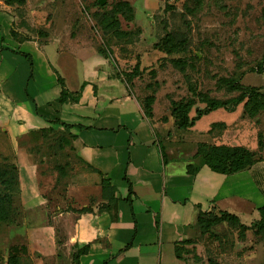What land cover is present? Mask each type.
Instances as JSON below:
<instances>
[{"label":"rangeland","instance_id":"1","mask_svg":"<svg viewBox=\"0 0 264 264\" xmlns=\"http://www.w3.org/2000/svg\"><path fill=\"white\" fill-rule=\"evenodd\" d=\"M119 1L105 0L102 4L100 0H27L24 5L11 6L17 12L14 24L20 37L40 40L53 66L57 63L61 70L66 66L74 72L72 61L82 64L84 58L92 60L100 53L111 61L114 75L124 81L126 73L139 64L140 72L128 90L142 102L145 111L150 109L151 118L162 120V124L175 125V103L194 96L191 83L195 92L223 99L238 94L228 86L229 79L264 89V72L252 71L264 60V0H129L135 9L133 18L115 12ZM105 20H118L128 35L106 31L102 27ZM174 29L187 31L188 47L182 45L173 53L158 49L156 43ZM178 59L189 63L188 77L174 64ZM197 102L198 106L205 105L198 99ZM191 114L196 115L195 108ZM164 116L167 120H163ZM260 132L264 141V110L249 116L244 102L214 109L196 120L194 127H177L173 131V137L181 139L179 156L195 153L200 141L245 144L256 151L258 161L250 167L252 171L247 169L230 177L228 184V189L238 191V197L245 201H231L227 204L229 212L240 211L243 218L237 215L246 223L250 218L248 204L254 205L248 196L257 198V204L264 202L254 179L264 184ZM44 137L46 146L39 149V154L42 151L41 155L51 159L32 162L31 168L44 171L17 187L33 202L36 225L11 245L9 254L19 246L22 264H74L70 251L76 249L72 245L75 239L68 235L73 219H68L66 211L71 205L82 208L91 199L95 204L99 194L95 192L94 179L76 156L68 133L54 128ZM161 138L163 143L162 134ZM231 198H227L228 202ZM16 201L17 198L13 215L18 216L21 203ZM219 204L221 207L223 203ZM197 237L196 252L204 258L211 256L220 264H264V239L255 231H247L244 237L222 221L212 233Z\"/></svg>","mask_w":264,"mask_h":264},{"label":"crops","instance_id":"2","mask_svg":"<svg viewBox=\"0 0 264 264\" xmlns=\"http://www.w3.org/2000/svg\"><path fill=\"white\" fill-rule=\"evenodd\" d=\"M0 2V161L17 165L18 184L13 192L16 203L22 204L18 216L0 222V264H7L11 245L36 225L34 204L17 187L44 171L30 166L51 159L41 155L42 151L39 154V149L46 146L45 132L54 128L64 129L71 137L75 154L94 179L99 194L95 204L86 199L88 211L73 205L66 211L68 219H73L68 233L75 239L72 260L75 250L90 243L81 264H199L192 252L182 251L179 257L177 244L199 238L201 211H231L227 204L244 201L238 191L228 189V184L230 177L251 168L229 175L213 170L196 154L198 149L189 157L179 156L181 139L173 137L178 126L149 118L123 79L114 75L105 55L84 58L82 64L72 61L75 73L66 66L61 70L57 63L53 66L40 40L20 37L14 24L16 10L5 0ZM24 53L32 56L33 66ZM59 76L73 95L80 92L78 100L59 101ZM61 122L73 127L68 129ZM161 134L165 158L160 149ZM189 164L197 168L194 173L189 172ZM103 177L116 188V199L110 205L102 195ZM126 177L133 184L132 204L127 199L131 192ZM254 179L264 201V184ZM228 197H232L229 202ZM248 197L254 205L248 204L250 218L247 223L242 221L251 224L248 222L260 216L258 208L264 202L257 204V198ZM219 203H223L221 207ZM234 212L243 218L240 211ZM30 239L28 235L27 243ZM57 245L62 246L60 241ZM181 245L199 249V242Z\"/></svg>","mask_w":264,"mask_h":264},{"label":"trees","instance_id":"3","mask_svg":"<svg viewBox=\"0 0 264 264\" xmlns=\"http://www.w3.org/2000/svg\"><path fill=\"white\" fill-rule=\"evenodd\" d=\"M7 4L10 5H24L27 0H5ZM115 12L121 13L123 15L133 16L135 13V9L133 4L129 0H120L117 2L115 7ZM110 16H113L111 13ZM133 18V17H132ZM102 27L106 31H113L118 36L128 35V32L123 30L120 26L119 21L114 20H105L104 25ZM182 45L185 48L189 45V36L186 30H170L166 33V35L156 43V47L158 49L166 52L173 53L176 52ZM28 59L31 61V65L33 66V59L29 53H24ZM174 64L181 70L184 76L188 77V65L189 63L186 60H174ZM252 71H256L259 73L264 72V60L263 62L257 66L253 67ZM140 66L137 64L133 70L128 71L126 73V80L124 82L127 84L130 89L132 84L130 82L134 81V78L139 74ZM59 80L62 84V93L59 97V101L64 103L67 102L68 99L72 98L74 100H78V96H74L73 93L67 88L65 79L62 76H59ZM228 86L231 90L238 91V94L229 97V98H219L207 95L203 92H195L194 83L189 85L190 90L193 91L194 96L189 97L186 100H182L176 102L174 106V116H175V125L179 128L183 129L186 127H191L195 125L196 120L202 117L204 114L217 109L219 107L232 108L244 102V107L249 116H254L260 111L264 110V89L257 85H246L237 80L229 79L227 81ZM152 98V97H151ZM197 99L204 103V106H198ZM142 103V102H141ZM142 105V104H141ZM143 107V105H142ZM195 108L196 115H191V111ZM145 111V110H144ZM146 115L151 118L153 113L149 111H145ZM163 120H167L165 118ZM66 128H72L73 125L61 122ZM83 128V126H78ZM53 131V130H51ZM48 131L45 132V134ZM171 134V133H170ZM262 133H259V148L263 149V139L261 137ZM66 139L65 141H68ZM160 149L162 152V156L165 158L167 153L164 145L160 142ZM197 155H202L205 163H207L213 170L221 173H235L247 167H251L256 164L258 161L257 153L255 150L251 149L249 146L245 144L238 145H228L225 143H207L200 141L198 145ZM196 167L193 164H189L188 170L189 172L194 173L196 171ZM18 167L15 163L8 161H0V184L2 187L0 188V222L1 221H9L13 219L14 213V189L18 184ZM127 181L130 183V196L127 198L131 204L133 203L132 194L134 192L132 182L126 177ZM103 185V197L109 200L108 205L113 203L116 199L115 193L116 188L112 185V182L103 177L102 178ZM107 206V205H106ZM105 206V207H106ZM90 206H83L80 208L82 212L88 211ZM260 212L259 219H255L251 224L244 223L237 214L231 213L228 210H220L218 212H207L201 211L200 216L197 221V225L201 230V234L212 233L213 227L219 224L222 221H227L229 223L230 229L238 230L241 236H246L247 231L252 230L259 236L260 239H264V204L258 208ZM218 235V234H217ZM181 243H197L195 239H185L177 244V254L179 257L183 256L182 251H187L193 253L194 260L199 264H220V261L215 258L209 256L204 258L203 255L196 252L195 245L193 248L184 247ZM264 246V245H263ZM90 249V243L85 244L84 246L78 248L73 252V260L75 264H81V256L87 253ZM22 250L19 246H14L11 249V253L8 257L7 264H22ZM204 260V261H203Z\"/></svg>","mask_w":264,"mask_h":264},{"label":"water","instance_id":"4","mask_svg":"<svg viewBox=\"0 0 264 264\" xmlns=\"http://www.w3.org/2000/svg\"><path fill=\"white\" fill-rule=\"evenodd\" d=\"M102 2V4L105 2V0H100Z\"/></svg>","mask_w":264,"mask_h":264}]
</instances>
